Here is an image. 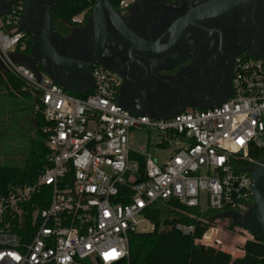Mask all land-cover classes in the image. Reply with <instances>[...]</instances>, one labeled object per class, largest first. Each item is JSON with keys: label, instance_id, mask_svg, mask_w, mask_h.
<instances>
[{"label": "built area", "instance_id": "2783aa9c", "mask_svg": "<svg viewBox=\"0 0 264 264\" xmlns=\"http://www.w3.org/2000/svg\"><path fill=\"white\" fill-rule=\"evenodd\" d=\"M23 9L16 2L0 16V60L33 97L48 153L34 182L0 189V264L128 263L131 236L148 232L146 221L154 229L146 211L155 203L193 210L184 214L195 223L175 225L190 236L197 223L214 224L209 211H249V169L260 162L251 154L264 149V57L235 58L231 93L217 106L167 118L133 114L118 103V75L104 66L93 68V89L79 96L14 61L26 35ZM73 21L82 24L84 13ZM135 130L156 133L161 148H172L169 158L160 164L148 146L135 149Z\"/></svg>", "mask_w": 264, "mask_h": 264}, {"label": "flooded vegetation", "instance_id": "af4514ba", "mask_svg": "<svg viewBox=\"0 0 264 264\" xmlns=\"http://www.w3.org/2000/svg\"><path fill=\"white\" fill-rule=\"evenodd\" d=\"M212 1L132 0L125 10L111 4L125 26L147 40L152 36L145 25L157 18L181 19L182 29L170 38L146 45L133 44L119 33L110 12L104 10L107 38L100 60L118 75V101L124 108L157 118L217 106L231 93L235 58L264 57V0L218 13L210 12ZM91 14L82 24H64L65 29L54 22L71 45L65 54L68 58L88 62L96 52L97 27ZM51 40L57 48L59 39L52 36ZM258 190L264 200V178ZM243 216L255 230L261 228L253 193L251 207Z\"/></svg>", "mask_w": 264, "mask_h": 264}, {"label": "trees", "instance_id": "16d2710c", "mask_svg": "<svg viewBox=\"0 0 264 264\" xmlns=\"http://www.w3.org/2000/svg\"><path fill=\"white\" fill-rule=\"evenodd\" d=\"M96 1L57 0L53 10L54 22L65 29L64 24L77 25L73 18L81 13H84L85 22ZM109 1L115 7L120 6L121 0ZM32 42L26 34L17 48L24 43V52H29ZM1 90L8 93L13 90L27 97L30 94L25 89L24 81L6 67L0 69ZM35 116L40 140L32 143L29 157L23 166L0 165V189L34 182L47 164L46 135L41 131L44 120L37 110ZM263 156L264 149L255 150L251 154L257 160ZM131 157L144 162V158L136 154ZM191 211L193 210L176 200L167 205L155 203L149 207L146 216L154 224V229L131 236L129 260L123 264H264V240L252 235L244 226L227 221L216 212H207L213 218L214 224L201 226L197 223L194 235L182 234L175 225L179 222L195 223V219L184 214ZM208 230H211L209 236L206 235ZM224 233L229 235L227 242L222 239ZM203 238L202 243L195 242V239Z\"/></svg>", "mask_w": 264, "mask_h": 264}, {"label": "water", "instance_id": "95a60500", "mask_svg": "<svg viewBox=\"0 0 264 264\" xmlns=\"http://www.w3.org/2000/svg\"><path fill=\"white\" fill-rule=\"evenodd\" d=\"M250 1L252 0H213L209 8L211 13L225 12L239 4L248 3ZM16 2H23L24 4L20 27L33 40L30 53L23 56L26 64L30 65L37 73L40 71L45 72L66 90L81 95L93 89L94 81L91 75L93 68L97 65L103 66L100 57L107 38V22L104 15L105 9L108 10L113 17L117 31L123 34L133 44L139 43L146 45L147 43L160 41L165 37L170 38L175 30L179 28L182 29V27H180V23L182 22L181 19L169 22L157 18L155 21L144 26L145 31L152 36L150 40H147L141 36L135 35L125 26L119 17V13L113 8L109 0H97L91 14V18L95 20L97 27V49L91 60L85 62L65 56L66 52L71 50V45L66 40L65 36L58 33L54 25L53 10L57 0H0V16L8 14ZM52 36L59 39L57 48L60 47V51L52 44ZM12 59L16 62H20L15 53H12ZM0 64L2 68L5 67L1 60ZM79 81H87L89 87L81 89ZM228 97L229 96L223 98L220 103L227 100ZM174 115L176 114L157 118H167ZM249 171L252 174L253 180L252 192L255 212L259 216L261 228L255 230L250 222L245 220L244 214L242 215L235 211L225 212L222 216L230 218L235 225L244 226L254 236L264 239V200L258 190L259 182L264 178V156L260 159L259 164L250 168ZM210 234L211 230H208L206 235L209 236ZM228 238L229 235L224 233L222 236L223 241L227 242Z\"/></svg>", "mask_w": 264, "mask_h": 264}, {"label": "rangeland", "instance_id": "374dc122", "mask_svg": "<svg viewBox=\"0 0 264 264\" xmlns=\"http://www.w3.org/2000/svg\"><path fill=\"white\" fill-rule=\"evenodd\" d=\"M3 106L0 111V165L23 166L29 157L32 143H37V137L33 131V126L23 120L24 115L21 110L17 111L15 106L8 111ZM31 127V129H30ZM158 135L147 130H135L133 133L132 146L140 150L143 146H148V151L160 164L169 158L172 148L170 146L161 148L158 142ZM160 205H164L159 203ZM141 227L152 231V224L144 222Z\"/></svg>", "mask_w": 264, "mask_h": 264}, {"label": "crops", "instance_id": "0c3cea01", "mask_svg": "<svg viewBox=\"0 0 264 264\" xmlns=\"http://www.w3.org/2000/svg\"><path fill=\"white\" fill-rule=\"evenodd\" d=\"M21 19H22V17H21ZM32 44H33V42H32ZM24 49H25V44L22 43L20 45V47L17 48L14 53L18 57V60L20 62H22L23 64H25V65H27V66H29L31 68L30 65L26 64L25 59H23L24 55H28L30 53L31 48H30L29 52H24ZM40 72L45 73L43 71H40ZM79 82H80L79 85H80L81 89H86V88L89 87V83L87 81H79ZM88 92H90V91H88ZM72 93L75 94V95H79V96H82V95L86 94V93H84V94L81 95V94H76L74 92H72ZM3 106L8 108L7 109L8 111L12 108V106H15L17 108V111L21 110L23 112L22 114L24 115L23 120L26 119L25 121L29 122L32 126L34 125L33 126V131L31 133L34 132V133H36L37 137H39V133H38L37 127H36L37 118L35 116V110H36L35 109V102L33 100V97L31 96V94H29V97H27V96L22 95L21 93L13 91V90H11L9 93L6 92V91L1 90V92H0V111L3 110L2 109ZM30 129H31V127H30Z\"/></svg>", "mask_w": 264, "mask_h": 264}]
</instances>
